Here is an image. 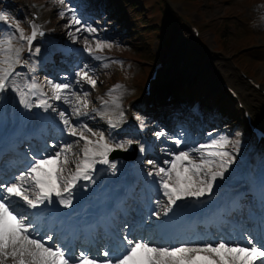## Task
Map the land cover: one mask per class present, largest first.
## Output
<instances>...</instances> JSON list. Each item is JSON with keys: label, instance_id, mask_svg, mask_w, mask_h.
I'll return each instance as SVG.
<instances>
[{"label": "rangeland", "instance_id": "374dc122", "mask_svg": "<svg viewBox=\"0 0 264 264\" xmlns=\"http://www.w3.org/2000/svg\"><path fill=\"white\" fill-rule=\"evenodd\" d=\"M112 1L109 3V0H64L61 3L60 0H0V14L7 16V20H0V38L4 33L6 36H13V47L20 49L21 60L25 62L15 65V71L21 74L15 78L17 82L22 84L25 82L24 78H32L34 75L43 91L50 97H52V92L47 85L48 80L55 83H72L74 85L72 90L81 97L84 91L90 93L87 98L90 103L86 109L81 104H77L74 97H72L70 111L64 105L63 99L56 101L51 98L48 101L55 109L50 108L51 111L56 112L51 118L50 126L52 127L49 126L43 135L47 139L48 148L42 152L40 147H37L35 154L37 156L32 157L31 154L28 156L32 157L33 161L34 158L53 155L64 143H73L74 151L77 155H81L79 149L83 141L77 145L75 141L78 137L67 135L59 116L60 112H64L71 123L77 127L87 124L97 133V136L93 137L85 132V135L91 139H97L99 133L103 132L114 146L124 145L123 148L115 149L131 151L133 140L131 135L126 133L127 128L123 130L124 125H127L131 118L136 125L143 123L142 129L147 130L143 132L144 138L156 143L153 146L156 153L141 158L138 163L147 179L146 184L149 185L151 204H156L157 200H163L160 205L167 206V199L162 197L158 191L159 178L155 175L158 167H168L163 161L171 159L168 152L163 149L188 150L200 144L210 143L214 139H224L228 143L222 150L234 156V163L224 173V176L230 175L232 179L236 168L240 165L239 157L242 150L249 149L248 145L251 140L243 117L244 108H239L236 103L240 101L243 105L247 100H253L257 104L261 102L264 105V13L262 12L264 11V0ZM257 3L259 4L256 5ZM62 11L63 16L60 15ZM33 13L38 19H45L46 22L42 28L46 35L44 38L33 40L30 51L27 41L18 39L19 33L16 32V28L19 26L24 30L25 35H30L32 21L38 20L31 17ZM73 13L81 20L82 25L91 26L97 31L91 34L84 31L77 32L76 29L81 25H70ZM189 25L196 27L199 37L191 34ZM70 32L78 39L74 40L73 36L69 35ZM84 37L88 38L89 46L93 49L97 40L111 47L106 46L103 52L94 53V55L101 56V60L93 59L84 50L86 46ZM47 42L50 45L46 49L48 52L43 51ZM37 48L38 53L35 51ZM66 54H68L67 57ZM58 57L62 58V61H58L59 64L56 66L54 63L47 66L43 62L48 59L54 62V59ZM42 58H44L43 61ZM184 62L185 67H183ZM85 64L94 69V72L89 74L97 80L95 88L83 81L79 85L75 83L76 71ZM158 64L163 66L155 94L152 97H160L159 94H162V91L165 93L172 91L175 97L177 96L175 98L177 100H173L170 108L167 106L168 111L166 116L164 115L167 119L165 122L161 120L164 117L159 120L154 114L148 116L146 113L148 99H144L145 84ZM33 66L36 69L35 73L30 72ZM241 73L257 83V87L255 88L245 78H242ZM115 85L122 87L109 95V90ZM223 85L233 89L238 97L231 99L222 88ZM251 88H255V93L250 91ZM9 89L13 91L12 88ZM200 93H208V96L200 98L202 115L198 118L199 111L196 112L192 107L198 101ZM13 95L16 96L18 102L17 93L13 91ZM165 99V97L160 98V101ZM185 99L188 100L184 103L191 105L178 106L180 101ZM104 101L108 103L105 104ZM76 107H79L82 112H87L88 115L76 116L74 112ZM175 109L183 116L186 114L193 122L195 119H198L196 123L200 119L202 122L195 127L184 122L172 124L168 121L171 117L169 113ZM121 111L124 116L122 120H119L117 127L112 128L108 122L105 123L109 117L110 119L115 117V120H118ZM254 119L257 117L254 116ZM159 131L166 132L167 136L157 139L155 133ZM175 138L182 140L179 148L173 143ZM128 141L132 143L129 144ZM150 160L155 161V166L149 164ZM23 161L26 162L24 159ZM110 162L118 167L114 174L122 172L121 165L126 163L121 160H110ZM68 167L74 170V165L70 164ZM22 169L26 172L25 167ZM110 170L109 165L102 167V164H97L95 171L99 173L94 178L97 181L100 178L101 180L105 178L108 181L112 180L109 177L113 174ZM7 172L13 178L25 173ZM149 172L152 173L151 176L148 175ZM222 179L223 177L218 178L213 188L221 184ZM85 187H87L86 190H90L92 183L83 184V188ZM220 195L223 194L220 193ZM227 196L228 192L224 197ZM135 199L140 200L138 196L133 195L131 201ZM144 203L147 207L150 206L148 202L144 201ZM153 212L150 218L156 217L152 214ZM158 212L162 213L161 207ZM141 223L149 226V229L152 226L154 228L150 219L143 218ZM141 231L151 232L148 229H141ZM36 234L40 238H46L48 235L39 227ZM202 235L204 234H194L199 238ZM120 236L122 237L121 233ZM194 242L189 243L196 245ZM175 243L165 246L157 244V246L174 247L173 245H177ZM76 254L77 252L75 256Z\"/></svg>", "mask_w": 264, "mask_h": 264}, {"label": "snow or ice", "instance_id": "6c2138e0", "mask_svg": "<svg viewBox=\"0 0 264 264\" xmlns=\"http://www.w3.org/2000/svg\"><path fill=\"white\" fill-rule=\"evenodd\" d=\"M61 3L64 0H60ZM69 11H73L69 9ZM61 16L64 15L62 11ZM0 20H7V16L0 14ZM70 25H81L77 32H87L89 34L96 32L91 26H84L81 20L73 13ZM30 35H25L24 30L17 26L16 32L19 33V40H26L31 51L32 41L37 35H43L39 31V26L33 24ZM73 39H78L73 33H69ZM13 36L0 38V94L12 88L19 96V103L25 109L33 106L43 108L47 111L53 108L48 99H41L38 104L32 105L26 97L36 95L47 96L43 91L41 84L33 75L31 80L26 78L24 83H19L15 79L20 73L15 71V65L23 64L20 57V49H13ZM85 51L93 59L101 60L102 57L94 55L95 52H103L104 48L111 47L105 42L97 40L95 48L89 46L88 38L84 37ZM37 53L39 49L35 50ZM107 67V65H103ZM35 67L30 68V72L35 73ZM94 69L85 64L75 73L77 85L81 81L95 88L97 80L90 75ZM47 85L52 92V99L62 100L66 104H71L75 98L77 104H81L85 109L90 101L87 99L89 92L84 91L83 96L73 91L72 83H55L52 80L47 81ZM121 85H115L109 90V95ZM25 89L27 91H25ZM108 103V101H104ZM53 110H55L53 108ZM76 116L88 115L82 112L79 107L74 108ZM62 123L65 126L64 131L68 136L78 137L75 141L79 145L81 155L74 151L73 143H64L53 155H46L41 158H34L31 165L25 173L14 177V182H0V264H264V242L256 243L252 238L247 239L246 245L230 244L223 240L218 243H204L196 245L181 244L174 247H158L150 245L144 241H133L127 235L120 241L122 251L118 257L110 255L108 250L103 252L104 260H98L81 251L77 257L70 255L62 246H49L53 240L52 235L46 238H36V224L44 209L58 201L65 208L72 206L73 191L77 188L80 180H92V174L95 172L96 165H109L115 170L116 164L110 162L109 154L115 148H123V144L115 146L101 132L97 139H91L85 132L91 136H97L87 124H81L79 127L73 125L66 117L64 112H60ZM124 113H119L117 122L109 119L112 128L118 126L119 120H122ZM139 119V118H138ZM143 123L141 127H143ZM182 135V133H181ZM157 139L167 136L164 131L155 133ZM128 143H132L128 141ZM174 145L179 148L182 140L173 139ZM228 141L212 140L207 144H200L197 147L188 150L167 151L171 159H165L163 163L168 165L158 167L155 175L158 180V191L162 197L167 199V206L164 215L173 211V207H179L178 202L194 198L199 201L201 197L211 195L213 187L218 178H222L228 168L234 163V156L223 151ZM55 147V146H54ZM144 151L143 146L140 148ZM74 165V170L69 169V165ZM149 164L155 166V161L150 160ZM152 175L151 172L148 173ZM66 194V195H65ZM55 198V199H54ZM163 200H157L160 205ZM153 215L159 216L158 212ZM32 217V218H30Z\"/></svg>", "mask_w": 264, "mask_h": 264}, {"label": "bare ground", "instance_id": "6f19581e", "mask_svg": "<svg viewBox=\"0 0 264 264\" xmlns=\"http://www.w3.org/2000/svg\"><path fill=\"white\" fill-rule=\"evenodd\" d=\"M39 21H40V23H44L45 19L41 18V19H39ZM178 65H179V68H181L180 64H178ZM185 66H186V63L184 62L183 63V67H185ZM189 67L191 68V66H189ZM159 78H160V75H158L156 77V79L153 81V84L151 85V87L149 89V95H150L149 99H153L152 94H153L154 88H152V87L155 86V84L157 83ZM9 90L10 89H8L6 92H4L3 94L0 95V131H1V129H4V125L6 123H8L10 120H12V121L16 120L18 122H25L27 125H36V124L40 125L42 123L43 117H44V116L41 117L40 113L45 115L44 111H41L40 109L37 110V111H32V109H34V106H33L32 108L29 109V112L28 111L26 112L24 106L21 105L19 103V101L18 102L16 101V96L13 95V91H9ZM25 91H27V90H25ZM250 91L252 93H255V89L254 88H251ZM207 94L208 93H200L198 99H200L202 96H203V98L207 97L208 96ZM39 98H43V96L38 94V96L35 99V101H33L30 104L34 105L36 101H38V100L40 101ZM69 98L72 100L71 95L69 96ZM26 99L28 100V102H31L32 101L31 100V94H29L26 97ZM63 103H64V101H63ZM64 105L70 111V108L72 107V104L64 103ZM244 106H246V107L248 106V108H246V107L245 108L248 111L249 115L251 116L250 122L252 121V118H254V116L257 117V119L253 120V122L255 124H253L251 122V125H253L257 129L261 128L262 130H264V105L261 102H259V104H257L253 100H249V101L247 100V102L244 103ZM151 109L156 110V109H158V107L153 104V107ZM50 113L54 114L56 112L55 111H51ZM111 118H113V119H111L112 121L113 120L115 121V119H116L115 117H111ZM256 158H257V161H253L251 155H248V154L245 155L244 159H243V161L246 163L245 166H244L245 168L240 170L241 172L246 173L245 175L248 176L246 179L251 184H253V182L256 180L257 177H260V178H262L264 180V146L260 148V151L257 153ZM19 162H20V159H17L13 163H11L10 164V169L15 168V165L17 163H19ZM105 166H108V165H102V167H105ZM121 166H123V170H127L128 169V164L127 163H125V164H123ZM117 168L118 167L116 166L115 170ZM115 170L111 169L110 172H114ZM113 175H114V173L112 174L111 178L113 177V179L114 178L115 179L114 180L113 179L110 180L108 185H106L108 183L107 182L108 180L107 179L103 180V184H104L103 186L104 187L107 186V188L102 192V194H100L101 195V199L102 198H107V205L114 198L117 189H120L122 187V183L127 180V177L123 173L120 174L118 172V173L115 174V176H113ZM4 179H5V175H1V173H0V180H4ZM228 179L229 178L227 176H223V179H222L223 181L221 183L223 185L222 186L223 190H226L228 188V186H229ZM221 184L216 185L215 188H213V191L221 188V186H220ZM89 192H91V190H89L88 193ZM92 194H95V192H92ZM205 197H207V195ZM205 197H201L200 198L201 199L200 203H202L201 204L202 205L201 209L204 206H205V209H206L207 205L209 204V202L211 200V199L207 198L206 201H203V199ZM55 204L57 205L59 210L63 209V211H61L60 213L55 214L56 217L65 218V215H63L64 214L63 205L59 204L58 201ZM193 204L194 203H190L189 204V202L185 201L181 205L178 204L179 207H173V211L169 212L167 215H164V212L166 210V206H164V205H159L158 206L157 205L155 210L158 212L160 207H161L162 213L158 212L159 216H157V218L156 217H152L153 218L152 224L155 225L154 228H150V229L146 228V229L150 230L153 234H151V232L141 231L137 224H134V226L131 227V229H130V231L128 233H129V235L131 236L132 239L134 238V242H135L137 240V238L134 235H135V233L139 232L140 235H145L146 236V240H145V238H143V239L138 238L140 241L142 240L144 242H149L150 244L155 245V246H157V243L165 244L167 242H173L174 240H184L182 236L175 237V235L183 234V233H181V231H180V233H175L174 232L173 219L179 213H192V214L193 213H195V214L198 213L201 209L200 210H196L195 209V208H197L196 204H194L195 208L191 207ZM72 205H75V210L77 211V210L83 208L85 205H89V203H88L86 198H82V193L80 192L78 194V196H73L72 197ZM110 205H112V203H110L109 206ZM41 208L44 209L43 213H41V216L50 214V210L48 209V207L45 208L44 205H41ZM211 208H212V206H211ZM211 208L209 210H211ZM195 211H197V212H195ZM62 215H63V217H62ZM230 217L235 219V220H239L240 223L243 224V233L244 234L246 233L250 237L255 236L256 237V241H255V239H253L254 242H256L258 244L260 243V238L264 236V225L263 224H261L259 226H252L251 227V226L247 225L245 220H243L240 216H235L234 214H231ZM196 227L199 228V229H197L198 233H203L204 234L203 238H198V239H201V240L207 241V242H212L213 241V238L210 235V229H214V230L216 229V226L214 224H208V225H206L203 228L201 226H196ZM256 227L257 228L259 227V231L256 230ZM193 228H191V230H188L186 227L183 228V230L186 232V235L188 237L197 233L196 231L193 232ZM89 232H90V229H87V233H89ZM188 233H190V234L188 235ZM110 238H111V236H108V237L105 238V240H110ZM55 240H56V238H55ZM237 241H239V239H237ZM239 243L240 244H243V243L245 244V241H243V240L241 241L240 240ZM49 246H54V244L51 243V244H49ZM79 246L80 245H78L77 247H79ZM68 253L73 256V254H72L73 252L72 251H69ZM89 256H91L93 258H96L98 260H103V259H101V257H99V255L98 256L96 255L95 250H92L91 252H89ZM8 264H11V261H8Z\"/></svg>", "mask_w": 264, "mask_h": 264}]
</instances>
